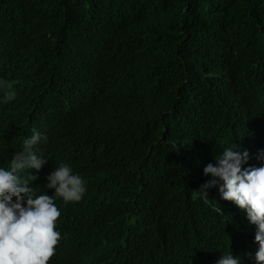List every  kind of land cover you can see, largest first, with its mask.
<instances>
[{
    "label": "trees",
    "instance_id": "16d2710c",
    "mask_svg": "<svg viewBox=\"0 0 264 264\" xmlns=\"http://www.w3.org/2000/svg\"><path fill=\"white\" fill-rule=\"evenodd\" d=\"M0 75V149L39 131L86 183L53 197L49 264H256L246 213L198 190L226 148L264 165V0H0Z\"/></svg>",
    "mask_w": 264,
    "mask_h": 264
},
{
    "label": "clouds",
    "instance_id": "9594fccd",
    "mask_svg": "<svg viewBox=\"0 0 264 264\" xmlns=\"http://www.w3.org/2000/svg\"><path fill=\"white\" fill-rule=\"evenodd\" d=\"M18 74L22 80V73ZM15 80L0 75V109L1 103L15 98ZM47 141L46 134L33 130L21 147H13V142L8 147L6 142L0 149V264H49L61 237L56 230L61 213L53 197L79 202L87 191L70 165L46 163L48 154L40 143ZM248 160L247 150L235 145L224 149L215 163L204 167V174L212 179L198 191L208 197L206 189L218 186L222 199L246 213L256 226V264H264V165L245 167ZM211 264H241V259L232 252L220 253Z\"/></svg>",
    "mask_w": 264,
    "mask_h": 264
}]
</instances>
